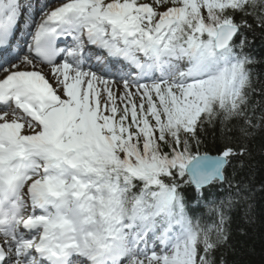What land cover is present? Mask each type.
<instances>
[{"label": "snow or ice", "instance_id": "1", "mask_svg": "<svg viewBox=\"0 0 264 264\" xmlns=\"http://www.w3.org/2000/svg\"><path fill=\"white\" fill-rule=\"evenodd\" d=\"M249 20L264 0H0V264H217L205 190L264 123Z\"/></svg>", "mask_w": 264, "mask_h": 264}, {"label": "trees", "instance_id": "2", "mask_svg": "<svg viewBox=\"0 0 264 264\" xmlns=\"http://www.w3.org/2000/svg\"><path fill=\"white\" fill-rule=\"evenodd\" d=\"M249 23L253 21L249 20ZM242 36L246 39L244 51L254 61L252 75L259 88L264 86V29L253 23V28L244 29ZM254 100L259 102L260 97L256 96ZM262 115L264 105L255 113L257 118ZM201 140L202 152L216 154L223 142L220 127L208 126L201 133ZM233 142L243 144L249 150L246 156L238 158L243 160L242 167L238 160H233L227 168L226 176L233 186L217 183L205 190L213 192L217 202H225L228 239L216 250L215 257L217 264L220 259L224 264H264V123L248 138L234 132ZM212 219V216L205 217L208 222Z\"/></svg>", "mask_w": 264, "mask_h": 264}]
</instances>
